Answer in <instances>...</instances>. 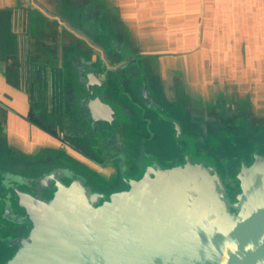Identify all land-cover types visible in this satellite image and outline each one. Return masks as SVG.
<instances>
[{
    "label": "crops",
    "instance_id": "crops-1",
    "mask_svg": "<svg viewBox=\"0 0 264 264\" xmlns=\"http://www.w3.org/2000/svg\"><path fill=\"white\" fill-rule=\"evenodd\" d=\"M130 55L139 62L122 71L123 86L109 83L103 99L101 88L92 96L79 80L76 66L86 60L122 63ZM37 69L57 74L59 85L72 74L58 100ZM221 84L225 92L264 90V0H0V184L42 169H89L80 141L92 151L97 144L86 116L107 107L122 113L119 105L137 119L135 137L147 136L141 116L153 121L151 131L168 147L153 150L170 162L173 126L158 112L194 137L208 121L211 136L218 130L211 119L222 115L209 100ZM142 85L157 108L131 102Z\"/></svg>",
    "mask_w": 264,
    "mask_h": 264
},
{
    "label": "water",
    "instance_id": "water-1",
    "mask_svg": "<svg viewBox=\"0 0 264 264\" xmlns=\"http://www.w3.org/2000/svg\"><path fill=\"white\" fill-rule=\"evenodd\" d=\"M236 179L232 195L214 160L188 153L171 166L153 162L106 198L56 169L35 180V194L14 187L31 227L0 264H264V154L242 162Z\"/></svg>",
    "mask_w": 264,
    "mask_h": 264
},
{
    "label": "flooded vegetation",
    "instance_id": "flooded-vegetation-1",
    "mask_svg": "<svg viewBox=\"0 0 264 264\" xmlns=\"http://www.w3.org/2000/svg\"><path fill=\"white\" fill-rule=\"evenodd\" d=\"M104 62H100L98 59L94 61L86 60L84 65L76 66L79 80L86 86L89 94L91 93L90 87H88V78L86 73H91V69L94 70L95 74L99 78L96 85L93 87V93L96 96V90L102 89L100 98L109 94L110 89L108 88L109 83L114 81L123 86L124 77L122 71L134 67L137 65L140 59L130 55L122 63H111L110 59L105 57ZM104 64V65H103ZM110 66L109 68L106 67ZM90 68V71H86ZM35 74L41 79L44 86L48 88L50 95L56 100L61 95L63 87H65V81L71 80L72 74L61 83L58 84V75L53 73L51 70L37 69ZM137 76L138 74L135 73ZM65 92V91H64ZM131 102L136 106H141L142 109H147L150 104H153L152 98L149 96V91L145 85H142L140 91V98L134 100L133 94L129 93ZM99 97V96H97ZM122 109V113L118 112L114 107L109 112V108L105 109V112L97 113L86 116V121L92 128V139L97 144V148L93 151L90 150L87 142H81V152L89 159L92 163L86 168L84 172L70 169V167H56L52 169H42L39 171H32L28 175H8L1 180V189L3 194L0 197V201L3 206L0 210V245L10 250L11 256L16 248L15 240L23 236L29 231L31 222L26 214L23 207L19 205V198L17 196L15 186L22 191L34 193L33 187H36L38 183L36 179L44 177L47 173H50L56 169H67L73 174V178L82 177L87 185L95 191L105 194L106 198L115 192L126 190L130 188V183L134 180L140 179L144 173L145 168L151 166L153 162H156L160 166H171L173 164L181 163L185 161L186 154L190 153L198 158H208L209 151V138L211 140L216 139L213 135L218 132L222 135V131L215 130L211 136L207 133V124L203 122L201 127L202 130L196 137L190 136L185 130L183 125L175 119L166 118L158 112V118L161 120L170 121L173 126V141L175 145L174 157H171L170 162L164 161L157 151L153 150L156 145L158 150L167 151L168 147L164 144L163 139H160L156 132L151 131L152 122L150 119L140 117L139 121L144 125V132L147 136L135 137L132 132V126L136 124V117L132 113L131 109L124 105H119ZM157 108L156 104L154 105ZM162 110L161 108H159ZM98 110V109H97ZM138 121V122H139ZM216 129V125L212 126ZM63 135V134H62ZM220 135L218 137H220ZM166 138V137H165ZM80 140V139H79ZM218 140V138H217ZM105 142V143H104ZM106 151L110 156L107 158L102 157V153ZM211 160H214L218 171L221 173L223 178L226 180V185L229 188L230 194L232 189L229 187L230 182L233 180L237 181L236 175L229 177L222 173L226 170L227 162L225 159H218L209 154ZM95 165V166H94ZM240 167H238L239 169ZM102 170L111 171L109 174H103ZM238 172V171H237ZM62 180L69 184L72 179L63 176ZM54 181H51L49 187L42 189V195L45 198H50L55 190ZM9 258V257H8ZM7 258V259H8ZM4 259L0 263L4 262Z\"/></svg>",
    "mask_w": 264,
    "mask_h": 264
},
{
    "label": "rangeland",
    "instance_id": "rangeland-1",
    "mask_svg": "<svg viewBox=\"0 0 264 264\" xmlns=\"http://www.w3.org/2000/svg\"><path fill=\"white\" fill-rule=\"evenodd\" d=\"M226 87L228 85H218L215 91L211 92L210 100L205 98V101L218 103L222 115L210 121L212 126L216 125L218 131H222V135L215 132L213 136L216 139L209 138L208 150H211L209 154L212 156L226 160V170L222 173L233 177L242 162L250 164L253 161L255 152L264 154V90H239L237 85L235 93L225 92ZM229 92L231 96L225 97V93ZM205 107L207 106L199 108L200 122L205 121L204 117L208 115ZM229 187L232 189V195L240 190L239 182L235 180L230 182ZM9 255L10 250L0 245V261L7 259Z\"/></svg>",
    "mask_w": 264,
    "mask_h": 264
}]
</instances>
